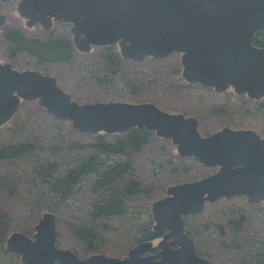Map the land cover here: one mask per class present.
<instances>
[{
	"label": "water",
	"instance_id": "obj_1",
	"mask_svg": "<svg viewBox=\"0 0 264 264\" xmlns=\"http://www.w3.org/2000/svg\"><path fill=\"white\" fill-rule=\"evenodd\" d=\"M0 0L1 28L7 21ZM18 13L29 27L51 29L71 24L75 47L118 45L123 58L142 62L180 53L189 83L228 88L264 98V47L254 44L264 31V0H19ZM23 100L38 101L59 120L84 133H124L131 128L154 131L170 139L181 157H194L218 169L199 179L171 184L152 203L154 229L162 237L131 247L123 257L94 253L81 257L58 246L56 215L45 212L32 235L14 231L7 252L24 264H221L201 256L186 231L185 216L222 198L246 197L264 202V138L253 129L221 130L203 135L196 116L164 110L154 102L80 103L56 76L19 70L0 60V127L18 112ZM156 247V252H153Z\"/></svg>",
	"mask_w": 264,
	"mask_h": 264
},
{
	"label": "trees",
	"instance_id": "obj_2",
	"mask_svg": "<svg viewBox=\"0 0 264 264\" xmlns=\"http://www.w3.org/2000/svg\"><path fill=\"white\" fill-rule=\"evenodd\" d=\"M10 5V0L2 4V12L8 13L3 12L7 21L1 28L0 60L10 61L14 68L29 63L53 66L59 85L72 89L80 103L125 97L129 102H154L164 110H175L168 108L172 107L168 102L165 109L164 101L187 102L188 110L207 109L205 100L171 84L168 75L177 73L181 65L165 63L178 53L135 62L123 58L118 45L81 52L70 31L54 30L55 24L48 30L38 24L41 31L32 30L36 25L29 27L13 8L9 11ZM254 44L264 47V31L257 32ZM82 57L91 59L92 65L83 66ZM171 89L186 99L160 97ZM260 107L264 113V102ZM212 109L219 116L235 113L226 105ZM114 134L118 136L80 132L38 101L23 100L13 118L0 127V264H24L5 259L8 237L15 230L32 235L48 211L56 215L58 246L81 257L94 253L123 257L131 247L162 235L154 229L151 202L165 190L166 181L182 182L188 173L162 161L157 170L148 169L149 155L159 160L169 155L159 145L161 139H168L154 131L134 127ZM260 204L248 202L247 209L238 211L226 208L222 218L206 219L204 210L185 216L197 252L221 264H264L253 250L252 233H264V211L256 209ZM141 215L145 218H137Z\"/></svg>",
	"mask_w": 264,
	"mask_h": 264
},
{
	"label": "rangeland",
	"instance_id": "obj_3",
	"mask_svg": "<svg viewBox=\"0 0 264 264\" xmlns=\"http://www.w3.org/2000/svg\"><path fill=\"white\" fill-rule=\"evenodd\" d=\"M12 2V7L11 5L9 6V11L13 8V14L15 15H19L18 10H17V5H18V1L19 0H10ZM3 12L8 13L7 10L3 9ZM23 22L25 23V20H23ZM71 24L68 23H55V28L54 30H59L58 28H62L66 31H70L71 32V28H70ZM32 30L35 31H41V27L36 25V27ZM73 37V35H72ZM119 48V47H118ZM94 50L87 55L88 57H90L91 54L94 53ZM120 51V48H119ZM3 61H8L6 59H3ZM82 61H83V66L84 65H92V60L88 59L87 57H82ZM174 61V62H173ZM176 63H180L181 67L180 70L177 71V73L173 74V75H168L171 81V84L173 85L174 88H179L182 87L186 88V90L192 95L194 96V98H196V100L198 98L205 100L207 105V109L203 112L202 110H196L195 109H190L188 110V104L187 102H180L176 103V105L172 102L169 101H164L165 105V109L166 107H168V103L172 106V107H168V108H174L175 110H168L170 112H176V113H185V115L190 116V115H196L197 117L200 118V131L203 135H208L214 132H217L219 130H221L222 128H224L225 126H230L233 129H253L255 131H257L263 138H264V113L262 112V109L260 107L261 102H264L263 100H255L252 99L250 97H248L247 94H243V95H238L233 88H230L229 90L223 92V93H219L216 92L213 88H207L204 87L200 84H194V83H189L188 81H186V79L183 77V65H182V61H181V54L178 53V55L168 58L166 60L165 66H168V64H175ZM10 62V61H9ZM171 64V65H172ZM19 70H39L41 72H43L44 74H49V75H55V71L52 70L54 67H38L36 65H34V63H29L27 65L24 66H19L16 67V69ZM57 68V67H55ZM166 68V67H164ZM61 84V82H60ZM72 88H76L77 86L73 84H71ZM64 89H68V91H70V93H73L72 89L68 88L66 85L62 84ZM98 87V86H97ZM72 90V91H71ZM172 90V89H171ZM178 93H174V91L172 90V93L166 94L161 92L163 97L165 95H167L168 99L171 100L170 98H178L179 100H183L186 99L184 97L183 94H181L178 90ZM180 93V94H179ZM161 99V98H160ZM109 100H114V101H128L125 97H114V98H108L104 101H109ZM162 100V99H161ZM129 102V101H128ZM150 102V101H149ZM166 102H168L166 104ZM81 103H88V100H83L81 101ZM160 103V102H158ZM222 105H226L230 108H232L233 110H235V113H232L231 115H222L219 116L218 113L214 112L212 108H214V106H222ZM187 108V109H186ZM67 122H70L67 120ZM112 135H117L118 134H112ZM156 135V134H155ZM160 146H164L166 148V153L169 154L168 156H165L163 159L159 160L156 158H153L154 156H148V158L151 160H149L147 162L148 165V169L152 170L155 169L157 170L158 168L156 166H158L159 164H161L162 162H167L170 165H172V167H180L183 171V169H185L187 171V177L188 178H183L182 182L185 181H191V180H195V179H199L201 177L207 176L213 172H215L218 167H207L201 163H199L198 161L195 160L194 157H190L187 159H184L182 157H180V155L178 154L177 151V147L175 144H173V142L171 140H164L161 139V142L159 143ZM184 170V171H185ZM176 183H180V182H169L166 181V188L163 192H161L158 197L156 199H160L163 198L164 196H166L167 194V188L169 185L171 184H176ZM225 198L220 199L218 202H214V204L211 203H207L204 211L202 212L204 215V218L208 219V218H213L216 216H223L225 215V209L227 208V212L235 209V210H239V209H247V198L242 196V197H234L233 199L231 198L227 200H223ZM154 202V200L151 202V206H150V212H151V207H152V203ZM261 206H257V211H260L261 213H263L264 211V202H262L260 204ZM219 218H222V217ZM137 218H145V215H141L138 216ZM203 218V216H202ZM205 219V220H206ZM16 231V230H15ZM253 240H254V253L259 255L260 257L264 258V233H260V232H253ZM162 236H160L159 238L155 239L154 241V245H157V243L159 242V240L161 239ZM194 240H196L194 238ZM64 248V247H63ZM128 252V251H127ZM126 252V254H127ZM125 254V255H126ZM4 255V253L2 254ZM90 255V254H88ZM87 255V256H88ZM7 258H10V260H14L15 262H22L21 258L19 255H15V254H9L6 251V255H4ZM1 257V254H0ZM86 257V256H84ZM2 260V259H0ZM4 261V260H3ZM6 261V260H5Z\"/></svg>",
	"mask_w": 264,
	"mask_h": 264
},
{
	"label": "flooded vegetation",
	"instance_id": "obj_4",
	"mask_svg": "<svg viewBox=\"0 0 264 264\" xmlns=\"http://www.w3.org/2000/svg\"><path fill=\"white\" fill-rule=\"evenodd\" d=\"M55 23H59V22H54V24ZM60 23H64V22H60ZM70 28H71V25H70ZM194 84H199V83H194ZM201 85V84H200ZM203 86V85H202ZM204 87H206V86H204ZM207 88H213V87H207ZM230 88H233V87H230ZM230 88H228L227 90H229ZM214 89V88H213ZM215 90V89H214ZM216 91V90H215ZM235 91V90H234ZM217 92V91H216ZM236 92V91H235ZM220 93V92H219ZM223 93V92H222ZM237 93V92H236ZM238 95H243V94H246V93H242V94H239V93H237ZM260 100H262V99H260ZM128 102V101H127ZM134 103H137V102H134ZM132 129V128H131ZM130 130V129H129ZM7 243V242H6ZM7 251V250H6ZM156 251V250H155ZM154 252V251H153ZM10 254H16V253H11V252H9ZM16 255H19V254H16ZM20 256V255H19Z\"/></svg>",
	"mask_w": 264,
	"mask_h": 264
},
{
	"label": "bare ground",
	"instance_id": "obj_5",
	"mask_svg": "<svg viewBox=\"0 0 264 264\" xmlns=\"http://www.w3.org/2000/svg\"><path fill=\"white\" fill-rule=\"evenodd\" d=\"M156 252V251H155Z\"/></svg>",
	"mask_w": 264,
	"mask_h": 264
}]
</instances>
